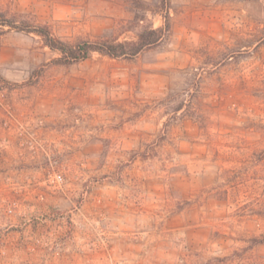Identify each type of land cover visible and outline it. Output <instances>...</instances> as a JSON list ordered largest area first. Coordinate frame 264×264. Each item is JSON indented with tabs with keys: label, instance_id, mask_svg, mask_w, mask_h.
Segmentation results:
<instances>
[{
	"label": "rangeland",
	"instance_id": "1",
	"mask_svg": "<svg viewBox=\"0 0 264 264\" xmlns=\"http://www.w3.org/2000/svg\"><path fill=\"white\" fill-rule=\"evenodd\" d=\"M0 264H264V0H0Z\"/></svg>",
	"mask_w": 264,
	"mask_h": 264
},
{
	"label": "trees",
	"instance_id": "2",
	"mask_svg": "<svg viewBox=\"0 0 264 264\" xmlns=\"http://www.w3.org/2000/svg\"><path fill=\"white\" fill-rule=\"evenodd\" d=\"M34 32L43 38L47 47L61 54L59 60L64 64L84 61L94 52L110 58L132 57L144 49L156 45L160 41L162 34L161 30L150 29L140 32L135 41L116 42L99 39L96 41H81L69 45L52 38L44 28L36 29Z\"/></svg>",
	"mask_w": 264,
	"mask_h": 264
}]
</instances>
